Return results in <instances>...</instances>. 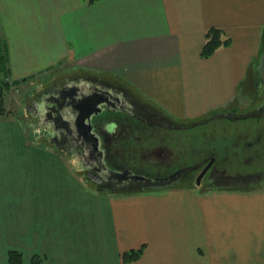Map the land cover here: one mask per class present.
<instances>
[{
  "label": "crops",
  "instance_id": "obj_1",
  "mask_svg": "<svg viewBox=\"0 0 264 264\" xmlns=\"http://www.w3.org/2000/svg\"><path fill=\"white\" fill-rule=\"evenodd\" d=\"M217 28L231 43L203 59ZM2 50L12 82L33 85L70 62L118 76L173 118L216 111L198 130H217L210 147L229 163L259 161L264 115L255 109L232 128L219 114L239 116L258 101L248 89L263 62L264 0H0ZM24 107L22 119L0 116V264L16 250L25 264L33 255L43 264H127L123 253L143 246L132 264H264L263 182L98 193L49 166ZM212 195L222 210L206 203Z\"/></svg>",
  "mask_w": 264,
  "mask_h": 264
},
{
  "label": "flooded vegetation",
  "instance_id": "obj_2",
  "mask_svg": "<svg viewBox=\"0 0 264 264\" xmlns=\"http://www.w3.org/2000/svg\"><path fill=\"white\" fill-rule=\"evenodd\" d=\"M262 58L259 66L263 77L254 79L256 73L251 74L249 82L256 81L255 85L250 86L249 91L246 86L242 89L258 100L255 108L241 111L243 114L238 110L229 113L239 116L219 114L232 128L244 114L254 113L255 109L254 115H264V52ZM92 76L58 82L40 95L33 94L37 102L34 112L44 114L37 117V121L45 127L49 145L79 164L90 189L119 194L130 189H151L190 181L196 184L212 159L211 167L202 176L199 186L202 189L264 183V130L259 137L263 140L259 144L258 162L229 163L220 158V151L210 147L217 130L196 131L199 124L208 127L207 122L212 118L192 124L193 128L184 127L159 113L117 80ZM91 96L102 101L91 121L93 132L99 138V149L92 138L91 141L79 135L71 124L80 114L77 107ZM54 112L62 117L57 124ZM66 120L70 126L64 128ZM222 130L226 132L225 128ZM205 145L210 147L208 151Z\"/></svg>",
  "mask_w": 264,
  "mask_h": 264
},
{
  "label": "rangeland",
  "instance_id": "obj_3",
  "mask_svg": "<svg viewBox=\"0 0 264 264\" xmlns=\"http://www.w3.org/2000/svg\"><path fill=\"white\" fill-rule=\"evenodd\" d=\"M0 54L2 56L6 55L7 52L6 50H2L0 51ZM6 57V56H5ZM260 60V59H259ZM74 64H70V62L67 65H60L58 66V68H56L54 71H50L51 68L45 72L44 74L38 76L37 78H32V80L34 81L33 85H26L24 83H16L14 85V90L12 89V92L10 93V95H8L6 97L5 100V104L7 107V111L9 112L10 115H13L15 117L21 118L23 117L22 113H23V106L24 110H25V114L28 115V120H29V124L30 126H34L35 128V138L37 141V145L40 147H44L48 150L51 151V155L53 156V158L51 159V157L47 158V162H49V166L53 169H55L56 172L61 173V174H65L67 176H72V177H77L76 179H74L75 181H80L82 182V184H85L87 187H89V183L85 182L86 180V176L83 174V171H81L79 164L74 162L72 159L69 158L68 155L64 154V152L62 150H55L54 148H51V146L48 143L47 137L45 136L46 134V129L43 126V124H40L37 121V117H43L44 114H41V111L39 113H35L34 112V104L36 105L37 102L35 100L34 95H40L42 94V92H45V89H49L50 87H52L53 85H55L58 82H62V81H67V80H71V79H84L85 77L91 76L92 77H96V78H111L112 80H117L120 83H123L125 86H127L130 90H133L130 86V84L128 82H124L121 79H119L118 76H113V75H109L106 73H103L96 70V69H77V68H72ZM259 72V78L263 77L262 74V69H255L254 68V73ZM91 78V77H89ZM36 82H35V80ZM134 92V90H133ZM135 94H137L135 92ZM139 95V94H137ZM33 96V97H32ZM140 96V95H139ZM141 97V96H140ZM30 98H32V100H29ZM143 98V97H142ZM145 100V102H147L149 105H152V107L154 109H156L159 113L166 115L169 117V119L175 121L177 124H180L184 127L186 126H191L192 128L194 126H192V124L198 123V121H204L207 120L209 118H212L210 115V117L208 118L207 116H200L197 118H186V119H176L171 117L168 113H166V111H164L163 109H159V107L157 105H155L153 102L146 100L145 98H143ZM249 107V106H248ZM35 114H34V113ZM242 114L244 112H241ZM264 120V119H263ZM211 120H209V122H207V125H209ZM27 127V129H30L29 126L25 125ZM199 126V127H198ZM196 126V131L198 132V130L200 129H204V128H209V127H205L204 125H198ZM216 128H218V125L215 126ZM184 133V131H182ZM186 132V131H185ZM81 184V183H80ZM202 189V188H201ZM213 190V187L211 188ZM211 189H207V190H211ZM215 189V188H214ZM140 190V189H138ZM206 190V189H205ZM98 192V191H97ZM99 193V192H98ZM103 193V192H100ZM206 203L211 205L212 207H214V209L217 208V205L221 200V198H218L215 195H212V197H209L206 199ZM218 209L222 210L223 207L218 206Z\"/></svg>",
  "mask_w": 264,
  "mask_h": 264
},
{
  "label": "trees",
  "instance_id": "obj_4",
  "mask_svg": "<svg viewBox=\"0 0 264 264\" xmlns=\"http://www.w3.org/2000/svg\"><path fill=\"white\" fill-rule=\"evenodd\" d=\"M89 1L93 3L99 0H89ZM206 37L207 40L201 52V57L203 59L213 56L218 51L219 48L228 47L229 44L231 43V39L226 37L223 34L222 30L218 28L209 29L206 34ZM258 59L256 60V62L258 61ZM9 78H10L9 57L7 56V54L4 56L0 54V116L9 114V112L7 111V107H6L7 104H5V100L6 97L10 95L14 85L16 84V82H12L11 80H9ZM215 114H217L216 111L210 113L209 115L213 116ZM142 190L130 189L129 191H121V193L122 194L139 193ZM102 194H106V193H102ZM144 251L145 250L143 246L141 248L133 249L132 251L125 252L122 255V260L127 264H132L138 261L143 256ZM7 255H8V259H7L8 264H25V255H23L21 251L19 250L10 251ZM43 262L44 259L41 255H33L31 257L29 264H43Z\"/></svg>",
  "mask_w": 264,
  "mask_h": 264
},
{
  "label": "water",
  "instance_id": "obj_5",
  "mask_svg": "<svg viewBox=\"0 0 264 264\" xmlns=\"http://www.w3.org/2000/svg\"><path fill=\"white\" fill-rule=\"evenodd\" d=\"M101 104H102V101L95 100L94 97L92 96L90 98L83 99L81 104L77 107V111L80 114L79 116H77L76 120H74V122L71 123L73 126L77 128L79 135H82L87 140H91L92 138L96 144L95 147H97L98 149L100 147L99 138L93 132V125L91 124V121H92L93 115L98 113L96 108H99ZM48 114L51 116L52 112H49ZM57 114L58 113H55L56 117H57ZM61 119L62 117L58 116L57 118H55L56 121L54 123L57 124L59 121H61ZM64 123H65V125H63L64 128H67V126L68 127L70 126L68 120H66ZM49 127L51 128L52 125L49 124ZM101 153L103 154L102 151ZM212 161L213 159L208 164V167L203 172H201L200 175L198 176L197 186H200L201 179L203 178L202 176L206 173L208 168L211 167Z\"/></svg>",
  "mask_w": 264,
  "mask_h": 264
}]
</instances>
